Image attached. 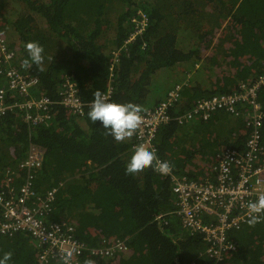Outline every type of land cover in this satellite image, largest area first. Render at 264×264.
<instances>
[{"label": "trees", "instance_id": "1", "mask_svg": "<svg viewBox=\"0 0 264 264\" xmlns=\"http://www.w3.org/2000/svg\"><path fill=\"white\" fill-rule=\"evenodd\" d=\"M142 13L148 17L146 30L125 46ZM189 30L197 43L182 49L178 35ZM11 36L17 39L9 43L17 66L38 79L34 96H46L52 114L31 127L20 112H8L0 120V182L6 179L2 173H14L21 162L39 154L41 168L32 188L41 197L55 189L48 219L72 222L78 241L87 247H125L110 257L85 252L78 264H215L201 237L177 213L171 178L194 183L215 179L211 172L217 156L243 149L246 134L254 129L223 111L207 121L185 124L178 119L200 98L232 92L239 82L264 73V0H0V39L11 41ZM29 42L44 49L39 65L23 63ZM185 63L195 64L182 73L194 82L183 89L181 107L170 112L174 120L159 129L155 140L156 156L171 165L170 174L155 171L156 161L142 173L126 174L133 140L117 142L99 122L92 124L87 113L95 93L103 94L110 85L109 102L144 110L156 104L152 94L167 86L154 87L153 76ZM205 74L214 91L199 85L203 82L197 79ZM66 77L76 81L86 105L81 117L59 105ZM2 82L0 77V86ZM260 104L264 115V92ZM259 134L264 142V116ZM26 173L13 174L16 190ZM21 237L0 238V256L10 252L8 264H36L38 250L29 249V238ZM228 239L236 251L217 264H264V213L254 226L246 222L229 230Z\"/></svg>", "mask_w": 264, "mask_h": 264}, {"label": "built area", "instance_id": "2", "mask_svg": "<svg viewBox=\"0 0 264 264\" xmlns=\"http://www.w3.org/2000/svg\"><path fill=\"white\" fill-rule=\"evenodd\" d=\"M140 17V21L135 20L125 46L146 30L148 17L144 13ZM9 43L5 38L0 39V77L3 78L0 120L8 112H20L29 126L38 124L43 117H50L52 105L46 96H34L38 79L19 69L15 49H10ZM113 55L117 58V53ZM183 71L181 67L178 80L167 89L168 85L152 94L151 99L156 100V104L142 110V123L131 136L133 152L138 146L157 152L155 140L159 129L174 120L170 112L181 107L183 89L194 82L191 75L184 76ZM263 90L264 73L256 79L239 82L232 92L200 98L178 119L185 124L207 121L213 113L223 111L233 118H241L246 127L252 125L254 129L252 135L246 134L242 152L227 149L217 156V164L211 172L215 180L194 183L175 175L171 178L172 193L178 198V214L186 227L203 236L208 244L207 256L215 264L224 255L236 251V246L228 239L229 230L242 228L253 215L248 204L264 195V148L259 134L264 116L259 100ZM112 93L113 88L108 85L102 96L109 102ZM59 105L78 117L84 115L86 105L78 97L77 83L71 77H66L60 85ZM155 167H158L157 161ZM40 168L37 154L21 162L14 173L8 171L1 174L6 179L0 182V238L20 235L31 239L38 250L36 264H78L85 252L110 257L115 249L125 250L122 245L100 249L87 247L78 241L72 222L50 221L48 214L52 209L55 189L41 197L32 188L34 175ZM18 172H27V177L16 190L12 178ZM263 213L258 215L261 217ZM203 216L211 219L210 222L204 223Z\"/></svg>", "mask_w": 264, "mask_h": 264}, {"label": "clouds", "instance_id": "3", "mask_svg": "<svg viewBox=\"0 0 264 264\" xmlns=\"http://www.w3.org/2000/svg\"><path fill=\"white\" fill-rule=\"evenodd\" d=\"M25 47L27 58L23 62L24 65L28 67H30L31 64L39 65L43 60V47L37 42H29ZM141 112L142 109L139 105L132 103L119 104L107 102L102 94L97 91L95 93V98L92 101L91 108L87 113V117L92 122V124L99 122L100 128L107 130L108 134L111 135L115 141L121 142L126 138L131 137L140 127L142 123ZM261 146L264 148V142L262 141ZM242 151L243 149L239 150V152ZM154 161L158 162V167L154 169L155 171H157L162 176H167L170 174L171 165L167 161H158L155 151L149 150L144 146H138L135 149L125 166V172L128 175L142 173L145 169L151 168ZM170 186L172 191V182L170 183ZM248 208L250 209V212L253 213L248 223L249 225L254 226L256 223L260 222V216L258 214L264 212V195L259 196L256 201L250 202L248 204ZM176 211L178 213V208ZM202 219L204 223L210 222L211 220L205 216H203ZM196 234L197 236L201 237L204 245V252L206 253L208 244L203 240L202 235L198 233ZM15 237L16 236L12 238ZM11 255L12 254L10 252H7L0 256V264H8L9 260L11 259ZM86 264H92V262L88 261Z\"/></svg>", "mask_w": 264, "mask_h": 264}, {"label": "rangeland", "instance_id": "4", "mask_svg": "<svg viewBox=\"0 0 264 264\" xmlns=\"http://www.w3.org/2000/svg\"><path fill=\"white\" fill-rule=\"evenodd\" d=\"M5 9H7V8H5ZM5 9H2V10H5ZM115 36H116V31L112 33V37L115 38ZM258 36H259L260 39H262V35L261 34H259ZM8 41L10 43L14 44L17 41V39H15V37L11 36V41L10 40H8ZM195 43H197V42L195 40V33L194 32L189 30V31H181L179 33L177 45L180 46L182 49H186L187 50L192 45H194ZM260 46H262L264 48V39H263V41L260 42ZM188 64H189V66H187ZM194 65L195 64H193V63H185L184 67H187V69L190 70V69H194ZM238 65L241 68L244 67V69H246V70L249 69V66H248V64L246 62H240ZM170 69H173V70H176V71H174V73L170 74L167 70L164 69V70H161V71L157 72L155 74V77L153 76L154 87L157 88L158 86H162L163 83L169 82L170 78L181 70V66L180 65H178V66L175 65L174 67H172ZM187 69L185 71H187ZM227 77H229V76L227 75ZM197 81H202V82L207 81L206 76L199 77L197 79ZM263 92H264V90L261 92V94ZM261 94H260V96H261ZM259 100H260V97H259ZM28 242L31 244L32 247H35V244H34V242L31 239H29ZM237 256H238V254H237ZM233 257H234V255H233Z\"/></svg>", "mask_w": 264, "mask_h": 264}, {"label": "crops", "instance_id": "5", "mask_svg": "<svg viewBox=\"0 0 264 264\" xmlns=\"http://www.w3.org/2000/svg\"><path fill=\"white\" fill-rule=\"evenodd\" d=\"M180 66L184 69V64H180ZM200 68V64H198V65H196V69H199ZM165 70H167L170 74H172V73H174V71H176V70H173V69H165ZM185 71V70H184ZM179 76V72H177L175 75H173L171 78H170V81L169 82H167V87H166V89L172 84V83H174L175 82V80L173 79L174 77H178ZM205 76H206V78H208V79H210L211 80V76H208V74H205ZM215 76H216V73H215ZM215 76H214V78H215ZM203 78V77H202ZM177 81V80H176ZM198 82H200V83H202V81H198ZM197 83V82H196ZM200 86H203L202 88H203V91H214V88L215 87H213V85L211 84V83H209V81H205V82H203V84H199ZM216 114H214L213 115V117L215 116ZM217 115H218V113H217ZM221 116V115H220ZM223 116V115H222ZM212 117V118H213ZM215 118H218V117H215ZM212 120V119H211ZM229 124H231V123H229ZM228 124H226L224 127H223V132H225V127L227 126ZM194 129L192 128L191 129V131H193ZM182 135L183 136H185L184 135V133H183V131H182ZM16 237H19V238H22L20 235H18V236H16ZM14 238V239H8V240H15V239H18V238ZM24 239V238H23ZM27 247L29 248V247H31L32 249H33V247L31 246V244L29 243V242H27ZM31 248H29V249H31Z\"/></svg>", "mask_w": 264, "mask_h": 264}]
</instances>
